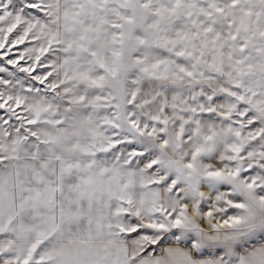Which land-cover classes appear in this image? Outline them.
<instances>
[{"label": "snow or ice", "instance_id": "snow-or-ice-1", "mask_svg": "<svg viewBox=\"0 0 264 264\" xmlns=\"http://www.w3.org/2000/svg\"><path fill=\"white\" fill-rule=\"evenodd\" d=\"M0 264H264V0H0Z\"/></svg>", "mask_w": 264, "mask_h": 264}]
</instances>
